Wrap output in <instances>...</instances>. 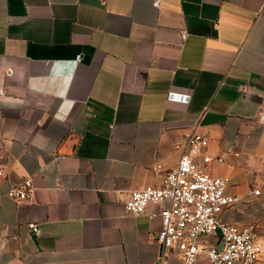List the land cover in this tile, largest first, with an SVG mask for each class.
I'll return each mask as SVG.
<instances>
[{"label":"crops","instance_id":"1","mask_svg":"<svg viewBox=\"0 0 264 264\" xmlns=\"http://www.w3.org/2000/svg\"><path fill=\"white\" fill-rule=\"evenodd\" d=\"M0 86V264H182L160 257L168 202L124 204L191 125L239 198L221 220L255 227L264 264V0H0ZM28 178V200L7 196Z\"/></svg>","mask_w":264,"mask_h":264},{"label":"built area","instance_id":"2","mask_svg":"<svg viewBox=\"0 0 264 264\" xmlns=\"http://www.w3.org/2000/svg\"><path fill=\"white\" fill-rule=\"evenodd\" d=\"M159 0H155L158 4ZM186 35L180 32L181 38ZM77 62L80 60L78 57ZM10 71H7V75ZM244 90V89H243ZM4 93L0 86V96ZM189 94L169 92V100L187 103ZM210 142L207 132L197 125L186 128L183 143L187 150L178 157L177 162L167 170L156 185H147L130 192L124 204L126 212L132 215L144 213L150 204L168 202L157 214L161 228L156 236L160 246V257L178 254L182 264H195L203 255L209 264H259L262 242L253 225L228 223L220 218V213L235 205L239 198L225 193L228 184L226 177H215L208 171L212 158L205 154ZM202 156L204 167L194 162V157ZM4 176V163L0 153V177ZM32 186L28 178L12 186L7 196L17 200H28ZM252 194H259L252 189ZM156 214H150L154 216ZM33 235L40 233L34 222L29 224ZM218 234L217 245L201 242L202 236ZM222 242L220 248L218 244Z\"/></svg>","mask_w":264,"mask_h":264},{"label":"water","instance_id":"3","mask_svg":"<svg viewBox=\"0 0 264 264\" xmlns=\"http://www.w3.org/2000/svg\"><path fill=\"white\" fill-rule=\"evenodd\" d=\"M221 245H222V242H220V244H218V246H217V247H218V248H220V247H221Z\"/></svg>","mask_w":264,"mask_h":264}]
</instances>
